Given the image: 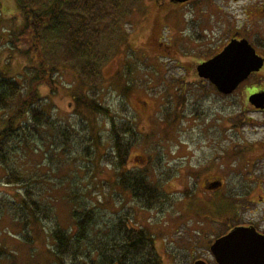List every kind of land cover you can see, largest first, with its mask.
Segmentation results:
<instances>
[{
  "label": "rangeland",
  "instance_id": "1",
  "mask_svg": "<svg viewBox=\"0 0 264 264\" xmlns=\"http://www.w3.org/2000/svg\"><path fill=\"white\" fill-rule=\"evenodd\" d=\"M191 13L192 8L180 10L168 0H137L122 24L113 57L101 70L100 103L118 119L125 118L135 125L138 134L137 146L123 168L107 167L103 160L111 146L106 117H99L98 125L91 128L92 136L98 138L96 149L86 140L92 115L74 107L71 91L73 87L74 95L78 91L74 85L77 76L72 69L64 67L53 77L55 92L41 88V96L46 97L43 109L56 126L66 128V140L57 132L39 130L23 140L11 156L10 170L27 179L38 199L49 205V209L37 221L27 213L24 221L18 220L12 212L18 206L12 204L21 199L23 188L0 182V264H63V261L71 264L69 259H56L51 232L56 227L74 228L69 203L72 195L78 206L94 210L96 225L92 230L103 229L117 216H129L135 227L144 229L151 237L160 264H194L195 261L213 264L209 251L213 241L201 236L189 240L179 229V214L183 212L184 220L200 221L204 213L212 215L214 210L222 208L223 200L207 199L197 189H186L183 196L178 181L186 179L184 185H187L191 179L185 178L186 174L204 155L202 130L207 121L200 118L203 114L210 115V121L217 124L221 119L231 122L234 142L237 144L235 133H240L244 143L239 146L249 145L251 151L247 155L261 158L258 151L263 147L264 129L259 127L256 134H250L251 122L243 120L257 119L243 108L251 93L264 89V80L252 77L232 93L220 97L219 93L213 95L211 87L193 78L191 73L200 60L197 51L178 41L183 14L187 18ZM22 26L23 19L14 1L0 0V70L17 81L25 61L11 50L10 42L13 33H19ZM121 105L125 106L126 114H121ZM59 140L61 145L66 143L62 145L64 154L54 148ZM216 158L211 171L215 176L240 166L237 158L231 161ZM258 159L254 160V171L264 169V161ZM136 170L145 172L161 193V201L152 211L143 210L129 192L115 184L119 175ZM253 195L264 196V192L256 190ZM255 202V213L249 210L245 216L259 220L264 217V204L258 203L257 198ZM251 206L248 204L249 209ZM213 218L221 217L216 213ZM82 259L79 257L78 261Z\"/></svg>",
  "mask_w": 264,
  "mask_h": 264
},
{
  "label": "trees",
  "instance_id": "2",
  "mask_svg": "<svg viewBox=\"0 0 264 264\" xmlns=\"http://www.w3.org/2000/svg\"><path fill=\"white\" fill-rule=\"evenodd\" d=\"M13 1L23 26L19 33H13L10 47L25 64L18 81L0 70V182L22 186L23 195L12 204L18 206L12 212L18 220L24 221L26 213L32 220L46 215L49 205L38 199L34 186L20 173L10 170L8 163L17 146L39 130L57 132L66 140V128L56 126L43 109L46 97L40 94L42 87L55 92L53 77L64 67L72 69L77 76L74 85L78 92L72 93L74 87L71 91L75 109L83 108L92 115L86 140L93 143L94 149L98 138L92 136L91 128L98 125L97 119L102 116L109 123L111 146L103 159L106 166L123 168L128 155L137 146L135 125L125 118L118 119L99 100L103 82L101 70L113 57L122 24L137 0ZM1 41L0 35V47ZM18 43L20 45L16 46ZM120 110L121 114H126L124 105ZM61 140L54 143V148L64 154L66 143L62 142V146ZM115 184L129 192L143 210L152 211L161 201V193L145 172L127 171L116 178ZM69 203L75 229L56 227L51 232L57 260L69 259L71 264H160L151 237L144 229L135 227L129 216H117L103 229L92 230L96 225L94 210L78 206L73 195ZM79 257L83 258L82 262L78 261Z\"/></svg>",
  "mask_w": 264,
  "mask_h": 264
},
{
  "label": "flooded vegetation",
  "instance_id": "3",
  "mask_svg": "<svg viewBox=\"0 0 264 264\" xmlns=\"http://www.w3.org/2000/svg\"><path fill=\"white\" fill-rule=\"evenodd\" d=\"M168 2L180 10L192 8V13L187 18L183 14V28L178 41L183 46L188 45L196 49L200 60L191 76L197 78L200 84L211 87L215 92L213 95L216 96L219 93L221 97L224 94L220 93L208 79L201 77L197 68L221 54L231 44L246 42L262 61L261 67L251 72L244 81L252 77L264 80V0H188L180 4H174L170 0ZM263 92L264 89H261L251 95ZM249 96L243 111L249 113L250 117L254 115L259 123L247 117L243 121H250L252 128L249 132L256 134L259 127L264 129V105L256 108L250 104ZM202 117L207 121L202 130L205 140L204 155L196 160L194 169L186 174L185 178L191 181L189 180L187 185H184L186 179L178 181L179 193L184 196L186 189H197L199 194L207 199L219 197L223 200V205L222 208L214 210L212 215L204 213L200 221L184 220L183 212H181L179 229L189 240L191 237L201 236L212 240L211 245L216 240L236 231L258 237L264 236V217L253 220L245 216L249 210L255 213L253 208L257 205L256 198L258 203L261 201L264 204V196L253 195L256 190L264 192V169L253 170L254 160L258 158L247 155V151L249 153L251 151L249 145L239 146V143H244L240 133H235L237 144L234 142L231 122H222L224 120L221 119L217 124L210 121V115L203 114L200 118ZM228 119L231 120L229 116ZM261 141L263 147L258 151L261 155L258 160L264 161V137ZM217 156L225 161L237 158L240 166L236 170H227L222 176H215L211 171L215 168L214 161L217 160ZM248 204L253 206L249 209ZM216 213L219 214L220 219L213 218ZM212 260L213 264H217L213 255Z\"/></svg>",
  "mask_w": 264,
  "mask_h": 264
},
{
  "label": "water",
  "instance_id": "4",
  "mask_svg": "<svg viewBox=\"0 0 264 264\" xmlns=\"http://www.w3.org/2000/svg\"><path fill=\"white\" fill-rule=\"evenodd\" d=\"M180 4L188 0H170ZM262 65L255 51L246 43L231 44L224 51L197 68L199 75L208 79L216 89L224 94L232 93L251 72ZM256 108L264 105V92L249 97ZM210 252L217 264H264V236L236 231L216 240ZM194 264H206L195 261Z\"/></svg>",
  "mask_w": 264,
  "mask_h": 264
}]
</instances>
